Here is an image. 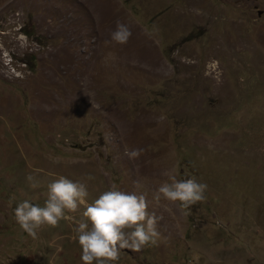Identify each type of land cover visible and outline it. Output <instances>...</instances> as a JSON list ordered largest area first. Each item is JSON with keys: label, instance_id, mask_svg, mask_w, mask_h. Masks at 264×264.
I'll return each instance as SVG.
<instances>
[{"label": "rangeland", "instance_id": "374dc122", "mask_svg": "<svg viewBox=\"0 0 264 264\" xmlns=\"http://www.w3.org/2000/svg\"><path fill=\"white\" fill-rule=\"evenodd\" d=\"M166 173L206 200L152 201L158 243L116 264H264V0H0V264H83L86 205ZM60 176L86 204L34 238L15 207Z\"/></svg>", "mask_w": 264, "mask_h": 264}, {"label": "clouds", "instance_id": "9594fccd", "mask_svg": "<svg viewBox=\"0 0 264 264\" xmlns=\"http://www.w3.org/2000/svg\"><path fill=\"white\" fill-rule=\"evenodd\" d=\"M132 35L130 25L117 21L115 31L111 33V42L125 45ZM144 151L126 149L125 155L135 160ZM87 179L94 177L89 175ZM27 180L33 189L40 186L33 175H29ZM169 181L152 193V200H149L147 191H139L142 186L137 182L136 191H124L113 184L94 202L88 203L82 218L76 221L73 228V239L82 249L80 258L83 264H116L122 249L139 252L155 246L160 239L157 230L160 218L150 211L152 201L159 202L163 198L179 202L183 209H188L206 200L208 185L199 182L196 177L178 180L169 175ZM88 196L85 183L60 176L47 185V199L43 206L33 204L29 199L17 204L14 211L16 222L24 232L35 238L43 226L55 227L60 221L71 219L67 214L85 205Z\"/></svg>", "mask_w": 264, "mask_h": 264}, {"label": "trees", "instance_id": "16d2710c", "mask_svg": "<svg viewBox=\"0 0 264 264\" xmlns=\"http://www.w3.org/2000/svg\"><path fill=\"white\" fill-rule=\"evenodd\" d=\"M28 36H31V33L27 34ZM34 59V58H33Z\"/></svg>", "mask_w": 264, "mask_h": 264}]
</instances>
